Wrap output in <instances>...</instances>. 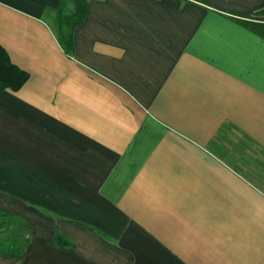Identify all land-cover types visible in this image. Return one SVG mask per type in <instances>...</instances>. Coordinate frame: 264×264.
Listing matches in <instances>:
<instances>
[{"label":"crops","instance_id":"obj_1","mask_svg":"<svg viewBox=\"0 0 264 264\" xmlns=\"http://www.w3.org/2000/svg\"><path fill=\"white\" fill-rule=\"evenodd\" d=\"M75 1L0 0V264H264V0Z\"/></svg>","mask_w":264,"mask_h":264},{"label":"trees","instance_id":"obj_2","mask_svg":"<svg viewBox=\"0 0 264 264\" xmlns=\"http://www.w3.org/2000/svg\"><path fill=\"white\" fill-rule=\"evenodd\" d=\"M264 13V6L261 8ZM87 16V4L85 1H75L73 10L69 9L67 2L60 5V45L62 49L71 54L74 49L73 34L75 29L85 22ZM29 76L12 65L7 53L0 47V93L10 90L19 91L28 81ZM8 215L0 212V235L5 236L6 240L0 243V255L2 256H19L28 244L26 240L21 246H17L15 241V229ZM60 238L54 242L58 245ZM69 243L66 242L68 246Z\"/></svg>","mask_w":264,"mask_h":264},{"label":"rangeland","instance_id":"obj_3","mask_svg":"<svg viewBox=\"0 0 264 264\" xmlns=\"http://www.w3.org/2000/svg\"><path fill=\"white\" fill-rule=\"evenodd\" d=\"M3 221V219H0V222Z\"/></svg>","mask_w":264,"mask_h":264}]
</instances>
